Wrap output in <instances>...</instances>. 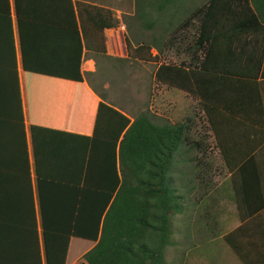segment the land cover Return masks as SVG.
Listing matches in <instances>:
<instances>
[{"label": "trees", "instance_id": "1", "mask_svg": "<svg viewBox=\"0 0 264 264\" xmlns=\"http://www.w3.org/2000/svg\"><path fill=\"white\" fill-rule=\"evenodd\" d=\"M38 1L15 0L20 24L29 11L39 6ZM47 1L40 2L46 5ZM70 1L72 0H55L58 5L55 9L58 12L63 10L62 5ZM182 1L184 0H136V11L131 16L133 21L127 26L131 28L138 24L139 28L153 29V32L154 29L157 31L169 28L173 25ZM50 5L49 7H53ZM86 8L98 13L95 20L101 29L118 26L119 20L114 11L90 5ZM41 9L44 10L42 7ZM90 12L89 15L94 14ZM190 26H195L196 29L194 43L187 47L191 49L190 63L187 64L184 60L180 64L163 61L156 76L161 81L200 98L206 125L214 134L226 167L233 170L241 160L233 161L229 154L235 146L231 141V134L227 132L225 119L232 115L226 113L224 107L220 109L219 105L209 103V89L217 83L224 90L239 91L241 88L250 95L255 90L251 83L252 75H256V72L251 66L239 69V66L231 64L228 67L211 65L213 59L222 56L218 53L221 44L218 47L216 44L221 36L216 31L219 27L264 26V0H206L173 27L163 41L175 45L185 38V29ZM84 35L88 42L85 31ZM152 39V43L139 40L135 47L129 41L128 58L158 61L162 49L153 55L152 48L159 45L154 33ZM219 49L223 52L222 48ZM63 73L71 74L70 71ZM234 77L242 78L241 83H234ZM73 98L70 92L65 106ZM250 98L252 99L248 96L244 100ZM37 100L40 101L38 98ZM37 100H31L29 119L36 159L41 248L38 246L36 223L34 245L32 247L25 244L30 247L24 252L21 244L20 248L17 244H10L1 233L0 264H15V259L9 258V253H44L46 264H67L72 238L95 243L73 264H168V248L175 245V216L185 212L186 197L189 195L179 192L174 176L176 158L185 147H196L201 151L205 148L202 137L195 140L190 136L194 118L189 116L185 121L177 123L167 120L164 122L146 110L132 120L125 113L99 102L100 108L114 111L119 120L112 117L103 131L96 123L94 134L89 137L64 127L51 129L35 123L38 116L33 102ZM9 114L10 120L14 121L15 110ZM18 119L19 124L23 125L22 133H19L22 154L28 160L20 104ZM4 122L0 113V133L5 132ZM58 125L64 126L63 123ZM246 127L249 130L248 125ZM45 131L54 132V142L47 140ZM49 146L50 163L47 158ZM44 153L46 163L42 160ZM247 165H244V169ZM219 193L220 191L217 196L210 198V203L204 202L203 206L205 215H211L213 220L219 219ZM228 197L231 199L230 195ZM220 234L222 235L221 232ZM230 243L232 244L231 241ZM39 264H42V260Z\"/></svg>", "mask_w": 264, "mask_h": 264}, {"label": "crops", "instance_id": "2", "mask_svg": "<svg viewBox=\"0 0 264 264\" xmlns=\"http://www.w3.org/2000/svg\"><path fill=\"white\" fill-rule=\"evenodd\" d=\"M40 1L20 24L15 0H0V113L5 120V132L0 133V234L12 245L20 248L21 244L23 252L30 247L25 244L34 245V223L41 248L36 159L29 119L31 100L40 99L33 102L38 116L35 123L51 129L64 127L89 137L93 136L96 123L103 131L112 117L119 120L114 111L100 108L99 102L135 119L130 107L127 112L111 98L119 92L121 59L128 58L127 24L122 17L130 18L135 14L136 0H72L62 5L64 12L55 9L58 6L55 0H48L46 5ZM124 2L130 9L125 8ZM50 4L53 7H49ZM88 5L114 11L118 26L101 29L95 20L98 13L87 9ZM89 11L94 14L89 15ZM216 32L221 36L216 40L217 47L221 44L223 52L218 47L222 56L213 59L211 65L228 67L231 64L239 69L251 66L256 72L251 83L255 90L250 95L241 88L224 90L217 83L209 89V103L219 105L220 109L224 107V111L232 115L225 119L235 146L229 154L233 161L241 160L237 168H227L226 176L232 186L228 195L233 204L231 209L236 213L230 220L219 217L220 225L224 226L219 236L230 238L243 264H264V26L219 27ZM190 60L189 57L186 63ZM105 76L111 78V83ZM240 77H234V83H241ZM70 92L74 98L65 106ZM248 96L252 99L244 100ZM194 98L200 112V98L196 95ZM19 104L28 160L22 154L19 137L23 130L18 119ZM14 110L13 121L9 113ZM45 132L47 140L54 142V132ZM50 155L49 146L48 163ZM42 160L46 163L45 153ZM246 164L248 167L244 169ZM85 252L68 253L67 264L81 259ZM8 256L15 259V264H39L41 260L46 264L44 253H9Z\"/></svg>", "mask_w": 264, "mask_h": 264}, {"label": "rangeland", "instance_id": "3", "mask_svg": "<svg viewBox=\"0 0 264 264\" xmlns=\"http://www.w3.org/2000/svg\"><path fill=\"white\" fill-rule=\"evenodd\" d=\"M205 1H182L176 11L177 16L174 18L173 25L166 29L157 31L154 29L153 32V29L139 28L138 24L131 28L125 27L127 44L130 41L135 47L138 44L137 41L142 39L152 43L154 33L158 39L156 43L163 47L158 61L127 57L121 59L118 76L119 92L111 100L120 104L127 112L130 107L134 117L146 110L156 115L159 121L167 120L171 123L185 121L187 117L192 116L194 124L191 138L197 140L202 137L205 140L204 151L196 147L191 149L185 147L176 158L174 176L179 192L189 195L186 197L184 206L186 214L175 216L173 236L175 245L168 248V264H243V259L238 255L240 252L231 245L230 238L219 236L224 230V226L220 225L221 219L234 218L236 210L231 209L233 204L228 197L229 189L232 188L226 176L228 170L220 155L215 137L206 125L202 108L200 106L199 112V106L193 94L165 83L156 76L161 62L180 63L189 58L191 49L187 47L194 43L195 26L186 27L185 38L177 41L175 45L170 42L165 43L163 38L167 37L170 30L178 25L191 10ZM122 4L126 5V2ZM125 8L130 9L127 5ZM122 18L126 24L133 21L131 16ZM160 32H162L161 35ZM159 49L160 47L155 45L152 53L157 54ZM105 79L109 77L105 76ZM113 82L114 79H112ZM192 157L195 159L193 160ZM218 191L220 193L217 207H219L221 219L213 220L214 217L211 215H205L203 206L204 202L210 203V198L217 196ZM71 243L70 255L75 252L84 253L95 244L91 240L82 238H73Z\"/></svg>", "mask_w": 264, "mask_h": 264}, {"label": "built area", "instance_id": "4", "mask_svg": "<svg viewBox=\"0 0 264 264\" xmlns=\"http://www.w3.org/2000/svg\"><path fill=\"white\" fill-rule=\"evenodd\" d=\"M125 26L122 25V28H124ZM118 44H120V47H121V40H119ZM121 51V50H120ZM124 51H125V47H124Z\"/></svg>", "mask_w": 264, "mask_h": 264}]
</instances>
